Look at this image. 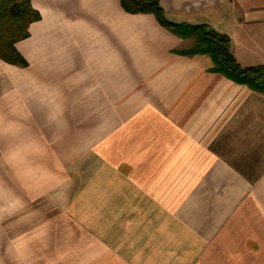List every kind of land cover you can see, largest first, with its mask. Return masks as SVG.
Segmentation results:
<instances>
[{
  "label": "crops",
  "instance_id": "obj_1",
  "mask_svg": "<svg viewBox=\"0 0 264 264\" xmlns=\"http://www.w3.org/2000/svg\"><path fill=\"white\" fill-rule=\"evenodd\" d=\"M30 1L27 66L0 60V147L27 140L49 166L11 183L5 209L27 216L0 222V264H264V93L174 53L192 39L119 0ZM159 4L227 35L240 67L264 66V0ZM101 81L138 88L108 91L100 117L81 88Z\"/></svg>",
  "mask_w": 264,
  "mask_h": 264
},
{
  "label": "trees",
  "instance_id": "obj_2",
  "mask_svg": "<svg viewBox=\"0 0 264 264\" xmlns=\"http://www.w3.org/2000/svg\"><path fill=\"white\" fill-rule=\"evenodd\" d=\"M129 14H150L158 24L180 39H192V44L174 53L181 56L206 55L212 61L210 73L218 74L250 90L264 93V66L240 67L230 50V39L204 24L190 25L169 22L159 0H119ZM40 20L30 0H0V60L16 67H26L15 44L28 37L30 24Z\"/></svg>",
  "mask_w": 264,
  "mask_h": 264
},
{
  "label": "rangeland",
  "instance_id": "obj_3",
  "mask_svg": "<svg viewBox=\"0 0 264 264\" xmlns=\"http://www.w3.org/2000/svg\"><path fill=\"white\" fill-rule=\"evenodd\" d=\"M225 11V10H224ZM230 36L232 37V42L234 45H232V51H234V53L238 52L237 48H238V44L235 41L237 39V37H239V35L235 34H230ZM236 42V44H235ZM245 53V52H243ZM240 57H242L241 63L245 64V65H250V63H253L252 61V57L251 55H243L240 54ZM254 59V58H253ZM243 61V62H242ZM247 67V66H246ZM249 67V66H248ZM251 67V66H250ZM101 78V77H100ZM50 85V84H49ZM138 88V84L137 83H123V82H115L113 83H108V82H99L98 84H82V90L85 91H90L93 90V94L95 91H97L99 93V116H103L105 115V113L103 112V108L105 107L104 103L102 105V101H106V99H103V97L106 95V93L110 90H115L116 93L120 92V91H136ZM48 90L53 89V88H47ZM38 90V89H36ZM46 87L42 88L41 91H39L38 93L45 91ZM37 93V94H38ZM103 114V115H102ZM10 132H8L9 134ZM25 133V132H24ZM79 133V132H76ZM106 131L105 130H100L98 132L99 136L102 137L103 134H105ZM68 135H75V132H67ZM87 134V135H86ZM91 132H83V136L84 138H89ZM94 134V132H93ZM78 138V137H77ZM22 141V145L20 144L19 148H11L10 146H2L0 147V159H2V161L0 160V174L2 173V177H0V183H2V187L1 191H0V222L2 221V223L5 224L4 230L8 229L9 230V220L11 219V217L13 216H17L16 218L18 219H24L27 216V212L24 210H21L18 212V215L15 214L16 212L10 211V210H6L5 208L8 206L7 202H4V199H7V201L10 199V187H11V183L15 182L18 183V191L20 192L21 189L23 188V190L25 188H27L26 184L29 183L31 186L33 185L32 182H34V179H28L25 176L27 172L30 171H34V172H39V173H43L44 170H46V165L49 166L48 163H46V161H43L42 159H46V155H44L43 150L44 147H32L25 145L27 143V140H20ZM35 150L36 153L34 155H29L28 152L32 153V150ZM17 150L19 151V153L17 152ZM12 152H14L15 154H13ZM18 153V154H17ZM2 154V155H1ZM17 154V155H16ZM52 165V164H51ZM51 167V166H50ZM18 172L19 173V178L15 179L11 175V172ZM4 174V175H3ZM41 181V180H40ZM37 183V180H36ZM2 200V201H1ZM7 203V204H6ZM31 214L34 212H30Z\"/></svg>",
  "mask_w": 264,
  "mask_h": 264
},
{
  "label": "bare ground",
  "instance_id": "obj_4",
  "mask_svg": "<svg viewBox=\"0 0 264 264\" xmlns=\"http://www.w3.org/2000/svg\"><path fill=\"white\" fill-rule=\"evenodd\" d=\"M69 7H70V4H69Z\"/></svg>",
  "mask_w": 264,
  "mask_h": 264
}]
</instances>
